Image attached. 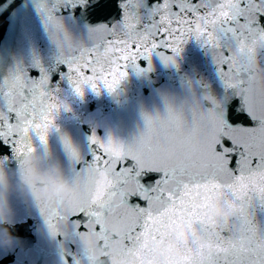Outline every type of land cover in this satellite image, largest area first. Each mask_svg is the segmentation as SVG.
Here are the masks:
<instances>
[{
	"label": "snow or ice",
	"instance_id": "1",
	"mask_svg": "<svg viewBox=\"0 0 264 264\" xmlns=\"http://www.w3.org/2000/svg\"><path fill=\"white\" fill-rule=\"evenodd\" d=\"M99 4L0 0L4 42L26 41L23 50L0 52V153L10 149L23 167L38 142L49 156L57 117L70 110L61 82L77 97L85 89L114 93L129 67L139 71L143 59L150 68L154 53L175 66L191 40L211 54L253 126L230 125L216 100L205 108L164 96L163 112H142L143 130L127 144L93 131L90 159L61 135L78 194L38 206L50 234L78 245L85 234L97 240L96 249L79 246V257L69 252L72 264H94L109 249L149 264L156 242L189 223L205 231V242L177 241L181 256L169 264H264V76L242 65L264 63V0H120L118 20L94 19ZM7 160L0 158V189ZM218 198L236 210L238 230L207 231Z\"/></svg>",
	"mask_w": 264,
	"mask_h": 264
},
{
	"label": "water",
	"instance_id": "2",
	"mask_svg": "<svg viewBox=\"0 0 264 264\" xmlns=\"http://www.w3.org/2000/svg\"><path fill=\"white\" fill-rule=\"evenodd\" d=\"M119 2L120 0H100L93 18L118 20ZM3 24L4 21L0 19V52L6 50L15 53L25 49L26 41L22 37L13 35L7 43L4 42ZM260 24L264 28V18H261ZM138 68L139 71L132 67L126 70V78L114 93L102 90L96 94L85 89L83 97H77L66 82H61L59 87L65 94L70 110L62 111L57 117L56 125L60 131L50 133L49 156L45 158L60 164L68 172L69 161L60 142L61 135L67 136L85 158L90 159L88 140L93 131L101 139L110 134L114 139L127 144L143 130L142 112H163L164 96L176 100L189 98L193 102L194 93L201 88L220 103L225 113L223 118L230 125L242 123L253 126L243 111L242 98L236 96L234 90L224 89L216 74L211 54L196 41L191 40L184 46L180 56L176 57L175 66L166 65L154 53L150 68L148 61L143 59L138 61ZM57 80L59 77H54L53 83ZM204 107L211 108L212 105ZM36 148V154L43 155V148L38 142ZM3 155L8 156L3 169L7 187L0 190L6 191L7 200L14 210V222L10 231L17 238V243L11 251L0 250V264H72V257L68 253L79 257V245L60 235L52 237L38 207L26 204L11 190L10 185L15 182L19 166L12 158L10 149L0 153V158ZM109 250L99 254L103 256Z\"/></svg>",
	"mask_w": 264,
	"mask_h": 264
},
{
	"label": "clouds",
	"instance_id": "3",
	"mask_svg": "<svg viewBox=\"0 0 264 264\" xmlns=\"http://www.w3.org/2000/svg\"><path fill=\"white\" fill-rule=\"evenodd\" d=\"M243 67L253 76H264V63L258 58L242 60ZM215 97L201 88L194 93L193 103L204 107L211 105ZM11 190L26 204L38 207L56 200L69 201L78 193L73 186L68 172L58 163L45 158L44 155L34 154L29 163L18 167L15 182L10 185ZM14 210L7 200V193L0 190V250L11 251L17 243V238L10 229L14 222ZM207 231L218 234L229 228L237 229V212L230 208L224 198L216 199L207 210ZM181 244H202L205 242V231L189 223L178 226L173 238L157 241L153 247V259L149 264H169L172 257H180L177 247ZM81 250H93L97 247V240L89 235H83L78 241ZM94 264H140L134 256L121 258L119 253L110 249L103 256L99 253Z\"/></svg>",
	"mask_w": 264,
	"mask_h": 264
}]
</instances>
